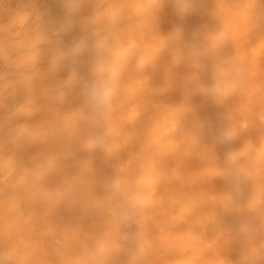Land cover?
<instances>
[{"label":"bare ground","instance_id":"6f19581e","mask_svg":"<svg viewBox=\"0 0 264 264\" xmlns=\"http://www.w3.org/2000/svg\"><path fill=\"white\" fill-rule=\"evenodd\" d=\"M179 2L0 0V254L264 264V217L234 186L264 173V0H198L195 16ZM109 61L122 101L102 151L87 86ZM240 67L247 85L217 104L209 89ZM229 126L240 141L225 166Z\"/></svg>","mask_w":264,"mask_h":264},{"label":"clouds","instance_id":"9594fccd","mask_svg":"<svg viewBox=\"0 0 264 264\" xmlns=\"http://www.w3.org/2000/svg\"><path fill=\"white\" fill-rule=\"evenodd\" d=\"M178 11L182 16H195L199 11L198 0H180ZM177 31L181 37L184 36L185 29L183 27H179ZM207 39L212 41L215 37L210 35ZM185 44L186 47L193 51L199 50L195 32L192 34L191 39L185 41ZM208 52L213 58L217 55L211 48L208 49ZM225 62L228 63L229 61L226 59ZM101 72L106 74V79L100 83L89 82L87 86L88 96L96 110L90 126L98 129L101 133L97 137L96 146L102 151H108L109 141L114 136L115 113L119 109L122 101V82L117 65L111 61L107 63V66L101 68ZM247 83V69L240 67L235 71L226 70L222 72L209 91L215 102L222 104L231 92L244 88ZM218 139L225 146L224 165H236L237 156L235 147L240 141V131L233 126H229L219 134ZM249 182H251L250 189L248 188ZM234 186L238 194L243 195L247 191V209L256 216L264 217V173L258 178L249 174L243 181L235 180ZM255 231L264 233V224ZM29 246L27 243L23 245L25 248ZM137 247L143 252L142 242H138ZM17 251V249H12L0 254V264H20L16 259Z\"/></svg>","mask_w":264,"mask_h":264}]
</instances>
